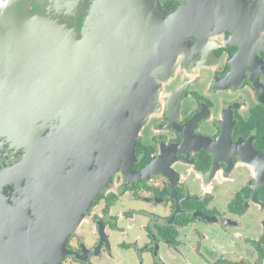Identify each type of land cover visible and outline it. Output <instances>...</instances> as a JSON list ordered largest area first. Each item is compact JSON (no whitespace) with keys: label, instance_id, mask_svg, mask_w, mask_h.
<instances>
[{"label":"flooded vegetation","instance_id":"1","mask_svg":"<svg viewBox=\"0 0 264 264\" xmlns=\"http://www.w3.org/2000/svg\"><path fill=\"white\" fill-rule=\"evenodd\" d=\"M18 1L0 0V13ZM21 1L59 13V0ZM157 1L168 13L188 8L179 15L190 30L178 69L160 82L131 169L116 170L62 255L43 264H185L183 251L194 264H264V24L256 10L264 0H229L249 19L223 0ZM88 3L81 0L78 21ZM23 152L0 142V168ZM133 228L143 235L131 237Z\"/></svg>","mask_w":264,"mask_h":264},{"label":"water","instance_id":"2","mask_svg":"<svg viewBox=\"0 0 264 264\" xmlns=\"http://www.w3.org/2000/svg\"><path fill=\"white\" fill-rule=\"evenodd\" d=\"M23 3L0 13V142L24 150L0 168V264L62 255L101 188L131 169L190 30L187 6L168 13L157 0H89L81 21V0H59L58 14ZM256 10L264 24V3Z\"/></svg>","mask_w":264,"mask_h":264},{"label":"rangeland","instance_id":"3","mask_svg":"<svg viewBox=\"0 0 264 264\" xmlns=\"http://www.w3.org/2000/svg\"><path fill=\"white\" fill-rule=\"evenodd\" d=\"M135 223H137V221L134 222V224ZM133 229H134V231H131L129 233L131 237H138V236H142L143 235V232L141 230H138L136 228H133ZM174 253L176 255H178L179 254V249H175ZM182 253H180V255L183 256L182 260L184 261L185 264H189V263H193L194 264L195 263L196 258H195V255L193 253H191V252L189 253V252H185V251H183ZM177 264H179V263H177Z\"/></svg>","mask_w":264,"mask_h":264}]
</instances>
